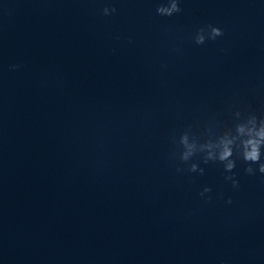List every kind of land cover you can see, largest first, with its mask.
<instances>
[{"label":"clouds","instance_id":"9594fccd","mask_svg":"<svg viewBox=\"0 0 264 264\" xmlns=\"http://www.w3.org/2000/svg\"><path fill=\"white\" fill-rule=\"evenodd\" d=\"M116 11L115 7H104L102 14L109 16ZM181 11L180 0H166V3H159L156 7L157 15L165 17H171ZM223 35L224 32L220 27L208 24L196 30L193 41L196 45H203L207 41H214ZM11 67L15 70L19 66L12 65ZM235 117L236 122L232 127L203 142H200L199 138L193 135L190 130L184 131L179 136L177 152L179 161L187 167L185 169L178 165L177 172L187 170L203 175L205 170L200 167V163L192 162L193 157L199 154L203 164L219 163L223 165L226 173H232L226 175L224 179L231 181L233 188L239 187V181L233 172L237 166V160H241L246 165L244 171L248 175H255L257 172L264 175V160H262V156H264V151H262L264 149V117L249 114L242 118L239 111L235 113ZM211 191L210 187H205L199 195L204 197ZM227 203H232L231 198Z\"/></svg>","mask_w":264,"mask_h":264}]
</instances>
